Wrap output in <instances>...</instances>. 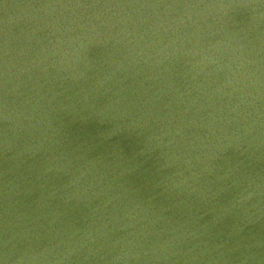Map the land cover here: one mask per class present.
I'll return each instance as SVG.
<instances>
[{
	"label": "water",
	"instance_id": "obj_1",
	"mask_svg": "<svg viewBox=\"0 0 264 264\" xmlns=\"http://www.w3.org/2000/svg\"><path fill=\"white\" fill-rule=\"evenodd\" d=\"M0 264H264V0H0Z\"/></svg>",
	"mask_w": 264,
	"mask_h": 264
}]
</instances>
